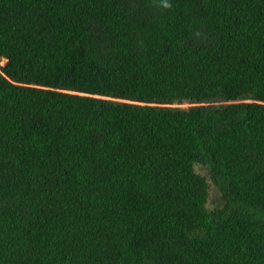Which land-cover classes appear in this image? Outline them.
Here are the masks:
<instances>
[{"label": "trees", "instance_id": "1", "mask_svg": "<svg viewBox=\"0 0 264 264\" xmlns=\"http://www.w3.org/2000/svg\"><path fill=\"white\" fill-rule=\"evenodd\" d=\"M2 57L0 264H264V0H0Z\"/></svg>", "mask_w": 264, "mask_h": 264}, {"label": "rangeland", "instance_id": "2", "mask_svg": "<svg viewBox=\"0 0 264 264\" xmlns=\"http://www.w3.org/2000/svg\"><path fill=\"white\" fill-rule=\"evenodd\" d=\"M0 65H3V64L0 63ZM175 106H177V105H175ZM191 106H193V105H190V104H183V105H179L178 107L189 108V107H191Z\"/></svg>", "mask_w": 264, "mask_h": 264}, {"label": "water", "instance_id": "3", "mask_svg": "<svg viewBox=\"0 0 264 264\" xmlns=\"http://www.w3.org/2000/svg\"><path fill=\"white\" fill-rule=\"evenodd\" d=\"M6 60L2 57V58H0V63H2L3 64V66H5L6 65Z\"/></svg>", "mask_w": 264, "mask_h": 264}]
</instances>
